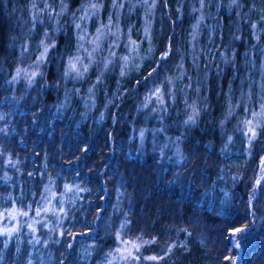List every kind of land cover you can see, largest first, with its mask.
<instances>
[{
  "label": "trees",
  "instance_id": "trees-1",
  "mask_svg": "<svg viewBox=\"0 0 264 264\" xmlns=\"http://www.w3.org/2000/svg\"><path fill=\"white\" fill-rule=\"evenodd\" d=\"M196 1L160 0L154 28L157 47L151 68L118 87L110 82L106 90L96 92L97 103L91 113L83 109L76 93L73 98H65L61 76L64 53L52 59L54 65L47 75L49 82L54 81L42 98L17 91V130L11 134L7 148L20 159L21 171L13 175L20 179L21 187L15 189L19 201L24 207L33 205L47 181L55 176L60 189L66 180L81 181L84 188H89L79 196L73 221L68 219L63 224L61 240L51 237V248L56 252L60 245L70 252L69 256L62 253L53 264H107L102 260L106 261L105 256L115 247L113 232L118 222L114 205L118 191L123 207L120 215L116 213L117 218L128 221L129 236L144 242L145 254L158 258L148 264H233L239 253L232 245L236 229L246 230L240 233L242 251L235 264H264V179L257 192L254 190L260 158L264 156V121L247 148L241 141L243 110L229 113V93H238L240 81L247 74L252 80L257 66L249 53L254 49L253 55L257 56L259 52L251 32L248 37L247 32L242 38L233 36L241 26L234 12H229L225 3L228 0H221L220 8L217 0H207V9L216 14L218 24L214 26L215 35L208 36L206 42V34L200 43L210 52L213 65L205 84V102L197 105L199 113L191 120L186 113H175V106L186 99L180 90L186 80L182 78L173 106L147 121L143 114L135 115L143 77L158 62L163 65L168 61L170 65L174 56L189 52L188 30ZM4 13L0 6L2 59L10 49L6 46L5 22L13 24L12 17ZM72 36L70 31L67 37L71 40ZM167 44L170 56L164 60L160 56ZM223 48H227V55L220 54ZM186 62L193 76L190 58ZM208 63L198 73V80H203ZM114 91L118 98L122 95L121 101L113 96ZM4 97L0 75V106L11 103V98L4 101ZM32 100L37 105L30 103ZM104 110L107 114L101 117ZM83 112L90 114L87 119ZM116 114L118 120L113 122ZM42 124L47 125L43 131ZM139 129L148 131L144 146L138 144ZM154 136L158 144L153 143ZM175 138L182 148L180 156L173 148ZM1 179L0 192L9 188ZM20 237L4 247L0 236V264L23 263L31 242ZM90 243L94 245L92 253L87 252Z\"/></svg>",
  "mask_w": 264,
  "mask_h": 264
},
{
  "label": "rangeland",
  "instance_id": "rangeland-1",
  "mask_svg": "<svg viewBox=\"0 0 264 264\" xmlns=\"http://www.w3.org/2000/svg\"><path fill=\"white\" fill-rule=\"evenodd\" d=\"M159 2L160 0H24L21 3L19 0H0L4 15L13 19V24L9 25L5 22L8 38L6 46L10 48L8 55L5 59L0 57L4 101H9L11 98L10 104L8 102L6 106H0V177L1 181L9 186L0 192V236L4 247H8L12 239H20V236L30 240L29 253L26 254L22 264H46L50 261L53 264L54 261L59 260L62 253L69 256L70 252L67 253L65 248L62 250L61 245L57 252L51 248L53 243L51 237L57 242L61 240L64 234L63 224L68 223V219L73 221L79 196L89 188H84L81 181L74 183L66 180L63 181L60 189L55 183L56 176H51L53 178L47 181L40 197L33 205L24 207L19 201L15 189L21 187L20 179L13 175L21 171L20 159L14 157L12 150L7 148L11 134L17 130L16 115L19 114L18 102L15 101L17 91H24L26 95L35 93L32 98H42L54 81L49 82L47 75L54 65L52 59L56 55H59L58 57L64 55L66 57L61 62L64 69L61 76L64 80L65 98H73L76 93L81 99L83 109L91 113L97 103L96 92L106 90L110 82L118 87L140 75L146 68H151L157 47L154 28L159 17L157 13ZM225 3L229 7V12H234L241 26V29H236L233 36L242 38L241 36L247 32L248 37L251 32L254 45H257L259 52L257 56L253 55L254 49L249 53L257 66L252 80L247 74L240 81L238 93L234 94L233 91L229 93V99H232L229 113L232 115L239 108L244 112L241 120L244 134L241 136V141L245 142L248 148L258 127L264 121V115H253L264 112L262 108L264 106V0H228ZM221 4V0H217V7L220 8ZM207 8V0H197L193 3L192 9L195 15L188 30V49L191 53L174 56L170 65L168 61L163 65L158 62L143 77L141 90L137 93L139 95L136 116L143 114L147 121L157 114L161 115L168 106H173L175 90H178L182 78L186 80L180 90L188 101L185 99L180 104L174 105L175 113L183 112L188 117H194L199 113L200 106L207 96L205 84L209 80L208 73L213 65L210 52H207L205 47H201L200 43L206 34V42L208 36L214 34L217 20L216 14H212ZM70 31L73 34L71 40L67 37ZM227 48H223L220 54L227 55ZM233 53L234 50H231L230 54ZM169 56L170 44H167V49L160 58L165 60ZM188 58L192 62L190 63L194 71L193 76L189 75L186 62ZM207 63L209 67L203 80H198V73L206 68ZM73 64L76 65V70H73ZM51 73L54 74L53 71ZM55 84H58V81ZM139 85L140 82L136 84V88ZM113 96L119 100L122 97L120 95L118 98L115 91ZM30 103L37 105L33 100ZM197 105H200L199 109ZM106 114L104 110L100 116L105 117ZM89 115L83 112L82 116L87 119ZM117 120L116 114L113 122ZM247 121L252 123L248 124ZM52 123L53 121H50V124ZM46 126L42 124L41 130H45ZM161 128L157 130L161 131ZM250 128L253 131H249ZM158 131L154 133L158 134ZM26 132L24 129V133ZM147 132L146 129L137 131L139 145L143 144ZM156 139L154 136V144H158ZM231 141H234V138ZM165 144L166 141L163 142L162 148H165ZM173 148L178 156L182 154L178 138H175ZM262 161L264 156L260 158L257 170L254 185L256 192L264 179ZM114 207L115 220L118 222V227L113 232L115 247L110 249L108 255H104L106 261L103 259L102 262L148 264L152 260H157L156 255L145 254L142 251L143 241L129 236V230L126 228L128 221L122 217L117 218L116 213L120 215L119 211L123 207L119 191ZM5 229L9 231L4 232ZM240 233L235 230L232 236V245L239 251L233 259V264L240 259L242 251ZM125 241L130 243L126 244ZM92 244L87 247L88 253L93 252ZM134 244H138L139 248L134 247ZM129 251L131 256L128 255ZM80 253L81 247L78 246V254ZM150 257L157 259H149ZM62 264L65 263L62 261Z\"/></svg>",
  "mask_w": 264,
  "mask_h": 264
},
{
  "label": "snow or ice",
  "instance_id": "snow-or-ice-1",
  "mask_svg": "<svg viewBox=\"0 0 264 264\" xmlns=\"http://www.w3.org/2000/svg\"><path fill=\"white\" fill-rule=\"evenodd\" d=\"M93 7H95V6H93ZM72 68H73V70H76V65L75 64H73L72 65ZM262 108H264V106H262ZM253 115L254 116H256V115H264V112H261V113H253ZM192 119V117H189V120H191ZM247 123L248 124H251L252 122L251 121H247ZM249 131H253V129H249ZM262 164H264V161H262ZM260 181L258 180L257 181V183H259ZM37 214H39V212H37ZM24 215H27V213H24ZM246 229H236V231L237 232H242V231H245ZM9 231V229H5L4 230V232H8ZM124 243H130V242H127V241H125ZM134 247H136L137 249L139 248V245L138 244H134ZM128 255L129 256H131V252L129 251L128 252ZM125 259L127 258V257H124ZM149 259H157L156 257H150Z\"/></svg>",
  "mask_w": 264,
  "mask_h": 264
}]
</instances>
